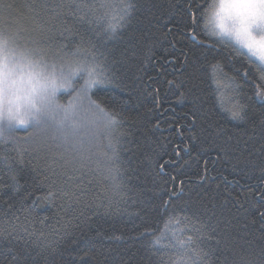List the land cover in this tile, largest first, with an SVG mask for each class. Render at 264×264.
I'll return each instance as SVG.
<instances>
[{"label": "snow or ice", "instance_id": "6c2138e0", "mask_svg": "<svg viewBox=\"0 0 264 264\" xmlns=\"http://www.w3.org/2000/svg\"><path fill=\"white\" fill-rule=\"evenodd\" d=\"M205 3L206 0H169L167 7L161 9L157 0H123L120 14L108 23L104 33L106 42H110L120 39L123 29H131L125 47L117 52L115 49L101 50L92 42V37H88L89 48L81 47L85 32L79 25L91 23L88 19L91 9L87 3L33 0L28 5L32 26L25 28L13 19V6L7 0H0V37L10 39L20 49L23 58L38 70L35 83L31 79L28 81V98L38 101L39 105L33 104L34 111L27 110L28 119L17 120L10 108L5 118L9 92H13L18 101L24 84L22 81L9 84V75L0 69V216H15L13 210L19 204L30 218L38 202L54 203L56 193L47 183L50 177L41 175L51 171L70 187V191L62 192V197L73 209V219L78 221L71 231L65 226L64 235L56 239L43 233L33 239L34 231L19 225L7 227V222L0 221V264H95V238L103 233L96 231L89 236L86 229L92 217L85 215L84 211L76 212V207L92 211L95 204V216L100 208L106 207V212H110L114 197L120 198L117 203H126V183H130L132 174L136 173L135 153L131 148H124L127 158L121 159L119 138H109L108 150L102 153H94L93 148L122 122L119 117L135 91L131 82L141 81V74L149 63H153V48L158 42L162 18L168 23L173 19L176 21L179 36L173 38L170 46L175 47L181 40L191 43L196 68L187 82L176 85L183 89L187 83L188 91L181 92V97L190 95L192 107L196 109L200 99L196 70L204 65L214 71L228 68L232 73L230 80L235 95L239 98L234 108L229 109L231 118L247 122L250 110L259 115V120L252 125L253 135L248 137L240 151H248L249 143L259 139L258 151L264 155V0H216L211 5L214 9L211 11V32L200 27ZM225 3L229 5L227 12L222 7ZM222 15H226L228 23L219 22ZM69 18H75L77 23L57 31L56 22L67 24ZM172 31V28L168 29L169 33ZM77 40L79 43L73 44ZM185 57L187 59V53ZM133 70L135 75H131ZM64 95L69 97L67 103H61L60 97ZM94 155L100 158L95 168L92 167ZM34 156L51 160L52 165H59L62 171L57 173L52 166L33 167ZM148 159L146 156L142 163ZM100 160L104 165L102 169ZM149 167L154 165L149 164ZM164 167L160 165L157 174ZM247 168L253 173L259 168L258 184L248 193L233 196L228 192L219 201L216 196L209 197L208 193L195 201L184 199L187 195L184 182L181 181L180 187L176 188V176L171 177V190L166 182L162 192L152 189L141 192L134 202L138 210L128 214L132 220L141 221L132 225L135 234L106 237L117 242L127 239L143 242L139 246L130 244L126 249L127 259H121V264H217L214 257L226 252L233 254L231 264H264V161L259 165L245 164L239 170L248 176L244 170ZM97 171H102L111 182L112 196L108 198L107 206L103 199L98 204L92 201L80 205L74 197L92 184L90 177H94ZM30 173L31 180L27 179ZM200 179L203 181L204 177ZM41 186H48L50 190L43 196L36 195ZM155 187L154 182L152 188ZM158 196L167 198H161L157 203ZM29 199L32 204L24 208V202ZM153 214L157 221L167 216L166 227L170 223H185L181 234H191L157 247L160 237L155 236V230L148 226ZM257 222L260 236L250 239L252 233L248 229ZM142 226L143 231H139ZM148 237L155 238L148 241ZM213 244L216 247H212ZM204 245L208 246L207 250ZM237 248L241 253L239 256L235 252ZM141 250L143 255H140ZM85 257L88 258L86 262ZM224 264H229L227 255H224Z\"/></svg>", "mask_w": 264, "mask_h": 264}, {"label": "trees", "instance_id": "16d2710c", "mask_svg": "<svg viewBox=\"0 0 264 264\" xmlns=\"http://www.w3.org/2000/svg\"><path fill=\"white\" fill-rule=\"evenodd\" d=\"M101 1L110 2L114 9L123 5V0H76L78 3H87L91 9L88 14L91 23L79 25L85 32V42L81 44V47L89 48L88 37H92V42L101 50L115 49L119 52L125 47L131 29H123L120 39L106 42L105 29L108 23L119 14L118 10L111 15L106 14ZM7 2L13 6V19H17L20 26L30 28L32 17L28 5L33 0H7ZM168 2L169 0H157L161 9H165ZM213 3L215 0H206L204 15L200 19V27L206 32H211L207 20L211 14ZM56 23L57 31H59L61 27H70L76 24L77 20L69 18L67 24ZM175 23V19L172 23H168L167 19L162 18L159 25L160 31L157 33L158 42L153 48V63H149L147 70L141 74V81L131 82L135 91L131 94V102L122 110V116L119 117L122 122L111 132L110 136H105L98 142V146L93 148L94 153H102L108 150L106 145L109 138L113 140L119 138L122 145L121 159L127 158L123 149L131 148L135 153L136 161V173L132 174L131 182L126 183L124 193L126 203L124 201L117 203L120 198L114 197L111 211L106 212V207L100 208L95 216H93V213L97 212L95 204L92 206V211L76 207V212L84 211L85 215L92 217L86 229L89 236H93L96 231L103 233L95 238V264H121V259H127L126 249L130 244L139 246L140 243H143L131 239L117 242L106 237L121 234L125 237L133 236L135 233L131 230L132 225L140 224L141 221L139 219L132 220L128 214L138 210V206L134 202L139 199V194L148 189L162 192L166 182L168 189L171 190L172 176H176L174 181L176 188L180 187L181 181L184 182L187 193L184 199L193 201L203 197L205 193H208L209 197L216 196L218 201L222 200L228 192H231L233 196L237 193H248L259 182V168H256L254 173L251 168L244 169L249 173L248 176L239 170L243 169L245 164L259 165L264 161V155L258 151L261 143L259 139L249 143L248 151L243 153L240 151L248 137L253 135L252 125L259 120V115L250 110L247 122L231 118L229 109L234 108L239 98L235 95L234 84L230 80L232 73L228 68H223V70L217 68L214 71L208 65H204L196 70V83L200 98L196 109L192 107L190 95L181 97V92L187 93L188 91L187 83L183 89L177 88L176 85L181 81L187 82L196 66L193 64L190 42L181 40L176 43L175 47L170 46L173 38L179 36V32L175 29ZM169 28L173 29L171 33L168 32ZM212 39L215 40L218 37H212ZM76 43L79 41H73V44ZM185 53H187V59ZM135 74V70H133L131 75ZM169 81H174V83L170 84ZM136 84H139V87H136ZM68 99L69 97L66 95L60 97L61 103H67ZM257 107L259 106L257 105ZM193 112H195V122H193ZM146 156L149 157L148 161L142 163ZM98 159H100L98 155L93 156V168L96 167ZM149 164L154 167H149ZM160 165H165V167L157 174ZM237 165L238 167L234 171V167ZM32 166L41 169L52 166L56 168L57 173L62 171L59 165H52L51 160L35 156L32 157ZM103 167V161L100 160V169ZM41 175L50 177L47 183L56 193L54 203L38 202V206L30 218L26 217L24 211L17 204V208L13 210L15 216L12 214L0 216V221L7 222L5 225L7 227L19 225L26 227L30 232L34 231L33 239L40 237L41 233L56 239L64 235L65 226L71 231L73 226L78 223L73 219V209L68 207V202L62 197L63 191L71 189L63 184L58 175L53 176L51 171L42 172ZM201 176L204 177L203 181L200 179ZM90 178L93 180L92 184L88 185L84 191H78L74 199H78L80 205L92 201L98 204L103 199L107 206L108 198L112 196L111 182L105 178L102 171H97L95 176ZM27 179L31 180V173ZM124 179L127 181V177ZM154 182L156 187L153 189ZM49 190L48 186H41V191L36 195L43 196ZM161 198L166 199L167 196H158L156 202L159 203ZM243 200L244 197L241 196V201ZM31 204L32 199L25 201L24 208ZM245 206L247 207V204ZM5 207L7 206L5 205ZM165 220H167V216L157 221L153 214V218L148 222V226L155 230V236L160 237V244L157 247L166 246L175 242L176 239H183L191 234L188 232L181 234V229L186 227L185 223H170L166 227ZM138 230L143 231V226ZM248 231L252 233L250 239L258 238L260 236L259 222L250 226ZM154 238L148 237L147 240L150 241ZM211 246L216 247L215 244ZM203 247L207 250L208 246L204 245ZM235 252L237 256L241 254L238 248L235 249ZM140 255H143V250ZM224 255L228 256L229 264H231L234 258L233 254L226 252ZM224 255L218 254L214 257L217 264H224ZM84 260L86 262L88 258L85 257Z\"/></svg>", "mask_w": 264, "mask_h": 264}, {"label": "clouds", "instance_id": "9594fccd", "mask_svg": "<svg viewBox=\"0 0 264 264\" xmlns=\"http://www.w3.org/2000/svg\"><path fill=\"white\" fill-rule=\"evenodd\" d=\"M218 6H220L218 4ZM227 12L229 8L228 4L222 5ZM214 10V9H213ZM221 24L228 23L226 15H222L219 21ZM0 69L9 75V84L12 81H22L24 89L20 93V99L17 101L13 92H9V96L6 100L5 118L8 115V108L11 109L12 114L16 116L17 120L28 119V109L33 108V104L38 107V101H34L28 98L30 91L28 81L31 79L32 83H35V73L38 71L30 63H28L13 42L7 37H0Z\"/></svg>", "mask_w": 264, "mask_h": 264}, {"label": "rangeland", "instance_id": "374dc122", "mask_svg": "<svg viewBox=\"0 0 264 264\" xmlns=\"http://www.w3.org/2000/svg\"><path fill=\"white\" fill-rule=\"evenodd\" d=\"M215 2H216V0H215ZM101 3H102V5H103L102 7L104 8L106 14H108V15H111L112 13H115L116 10H118V14H120V12H121V10H122V8H123V5H122V6H118L117 9H114V8L112 7L111 3H110V2H106V1H101ZM212 10H213V9H212ZM212 10H211V11H212ZM207 25H208V27H209L210 29L213 28V24H212V22H211V14H210L209 17H208Z\"/></svg>", "mask_w": 264, "mask_h": 264}]
</instances>
